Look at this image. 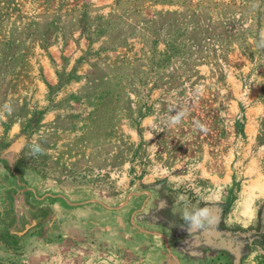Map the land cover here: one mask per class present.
<instances>
[{
  "label": "rangeland",
  "instance_id": "1",
  "mask_svg": "<svg viewBox=\"0 0 264 264\" xmlns=\"http://www.w3.org/2000/svg\"><path fill=\"white\" fill-rule=\"evenodd\" d=\"M4 154L0 264H264V0H0Z\"/></svg>",
  "mask_w": 264,
  "mask_h": 264
},
{
  "label": "crops",
  "instance_id": "2",
  "mask_svg": "<svg viewBox=\"0 0 264 264\" xmlns=\"http://www.w3.org/2000/svg\"><path fill=\"white\" fill-rule=\"evenodd\" d=\"M13 157H11L10 154H4L1 158H0V215L3 212L4 208L3 206H8L7 204H13L15 203H23L26 202V198H39L36 196L35 193L32 192L31 189H19L18 186V181H17V176L12 173L9 172V167L13 164ZM9 172V173H8ZM6 177H4V176ZM29 190L31 192H29ZM19 198V199H17ZM33 202H35L33 200ZM18 206V205H15ZM35 207V206H33ZM18 208H20V212H22V214L25 212V209L27 208L26 204L25 206H18ZM17 208V209H18ZM12 209V208H11ZM6 210V208H5ZM9 210V208H8ZM6 210V212L8 211ZM14 212L17 210L16 209H12ZM24 216V215H22ZM15 218V216H14Z\"/></svg>",
  "mask_w": 264,
  "mask_h": 264
}]
</instances>
